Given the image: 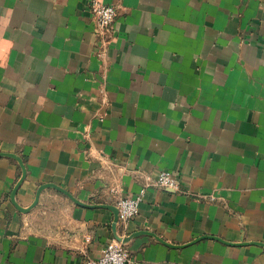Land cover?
<instances>
[{
    "label": "crops",
    "instance_id": "0c3cea01",
    "mask_svg": "<svg viewBox=\"0 0 264 264\" xmlns=\"http://www.w3.org/2000/svg\"><path fill=\"white\" fill-rule=\"evenodd\" d=\"M91 1L0 0V264H264V0Z\"/></svg>",
    "mask_w": 264,
    "mask_h": 264
},
{
    "label": "built area",
    "instance_id": "2783aa9c",
    "mask_svg": "<svg viewBox=\"0 0 264 264\" xmlns=\"http://www.w3.org/2000/svg\"><path fill=\"white\" fill-rule=\"evenodd\" d=\"M91 11L94 16L97 35L103 40H108L109 32L113 29L117 15L116 7L102 0H92ZM156 184L161 188L180 190L176 175L169 171H163L157 178ZM196 195L203 199H216L214 194L197 193ZM142 197L143 192L136 197H121L117 202L119 218L123 221H129L136 217L139 214V204ZM131 261L132 253L127 244L122 240L114 239L104 246L100 257H88L83 264H130Z\"/></svg>",
    "mask_w": 264,
    "mask_h": 264
},
{
    "label": "rangeland",
    "instance_id": "374dc122",
    "mask_svg": "<svg viewBox=\"0 0 264 264\" xmlns=\"http://www.w3.org/2000/svg\"><path fill=\"white\" fill-rule=\"evenodd\" d=\"M244 2H246L247 4L251 5V4H254L256 1L258 0H242Z\"/></svg>",
    "mask_w": 264,
    "mask_h": 264
},
{
    "label": "water",
    "instance_id": "95a60500",
    "mask_svg": "<svg viewBox=\"0 0 264 264\" xmlns=\"http://www.w3.org/2000/svg\"><path fill=\"white\" fill-rule=\"evenodd\" d=\"M116 210H117V208H116ZM117 212H118V210H117ZM118 220V214L116 215V221ZM118 240H121V239H118ZM123 242H124V240H123Z\"/></svg>",
    "mask_w": 264,
    "mask_h": 264
}]
</instances>
